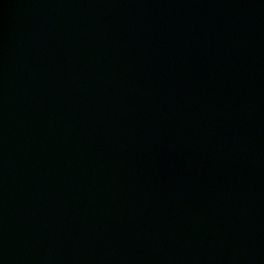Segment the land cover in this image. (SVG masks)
Masks as SVG:
<instances>
[{
	"label": "water",
	"instance_id": "95a60500",
	"mask_svg": "<svg viewBox=\"0 0 264 264\" xmlns=\"http://www.w3.org/2000/svg\"><path fill=\"white\" fill-rule=\"evenodd\" d=\"M0 264H264V0H0Z\"/></svg>",
	"mask_w": 264,
	"mask_h": 264
}]
</instances>
